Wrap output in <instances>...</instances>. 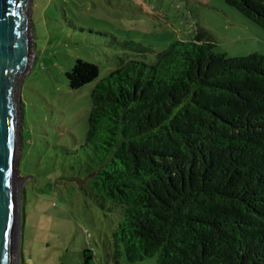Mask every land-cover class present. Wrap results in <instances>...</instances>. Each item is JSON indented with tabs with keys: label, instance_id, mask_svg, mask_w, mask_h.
I'll list each match as a JSON object with an SVG mask.
<instances>
[{
	"label": "trees",
	"instance_id": "16d2710c",
	"mask_svg": "<svg viewBox=\"0 0 264 264\" xmlns=\"http://www.w3.org/2000/svg\"><path fill=\"white\" fill-rule=\"evenodd\" d=\"M224 1L264 29V0ZM215 48L198 31L102 80L82 59L66 73L71 90L96 83L81 189L118 217L115 264H264V56ZM83 264H96L92 250Z\"/></svg>",
	"mask_w": 264,
	"mask_h": 264
},
{
	"label": "rangeland",
	"instance_id": "374dc122",
	"mask_svg": "<svg viewBox=\"0 0 264 264\" xmlns=\"http://www.w3.org/2000/svg\"><path fill=\"white\" fill-rule=\"evenodd\" d=\"M31 19L34 55L21 88L22 219L14 264H83L86 249L96 264H115L107 249L118 217L102 212L81 189L89 180L81 145L96 83L74 91L66 73L82 59L99 67L102 80L120 59L152 64L172 43L198 31L228 58L264 56V29L224 0H32ZM122 41L153 51L124 52ZM136 264H156V258Z\"/></svg>",
	"mask_w": 264,
	"mask_h": 264
},
{
	"label": "water",
	"instance_id": "95a60500",
	"mask_svg": "<svg viewBox=\"0 0 264 264\" xmlns=\"http://www.w3.org/2000/svg\"><path fill=\"white\" fill-rule=\"evenodd\" d=\"M31 4L32 0H0V264H14L22 219L16 193L21 88L34 55Z\"/></svg>",
	"mask_w": 264,
	"mask_h": 264
},
{
	"label": "bare ground",
	"instance_id": "6f19581e",
	"mask_svg": "<svg viewBox=\"0 0 264 264\" xmlns=\"http://www.w3.org/2000/svg\"><path fill=\"white\" fill-rule=\"evenodd\" d=\"M17 194V193H16ZM16 197H17V195H16Z\"/></svg>",
	"mask_w": 264,
	"mask_h": 264
}]
</instances>
